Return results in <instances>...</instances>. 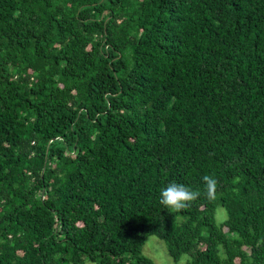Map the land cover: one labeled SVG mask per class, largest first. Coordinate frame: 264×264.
I'll use <instances>...</instances> for the list:
<instances>
[{
  "label": "trees",
  "instance_id": "trees-1",
  "mask_svg": "<svg viewBox=\"0 0 264 264\" xmlns=\"http://www.w3.org/2000/svg\"><path fill=\"white\" fill-rule=\"evenodd\" d=\"M150 236L264 264V0H0V264H154Z\"/></svg>",
  "mask_w": 264,
  "mask_h": 264
},
{
  "label": "clouds",
  "instance_id": "clouds-1",
  "mask_svg": "<svg viewBox=\"0 0 264 264\" xmlns=\"http://www.w3.org/2000/svg\"><path fill=\"white\" fill-rule=\"evenodd\" d=\"M205 183V194L207 198L215 200L217 198V183L218 181L211 176L203 177ZM201 195L199 190H192L183 184L170 183L166 188L162 189L160 192V204L166 209H172L179 211L190 207L192 202H194ZM222 210L217 209V215L220 214Z\"/></svg>",
  "mask_w": 264,
  "mask_h": 264
},
{
  "label": "rangeland",
  "instance_id": "rangeland-1",
  "mask_svg": "<svg viewBox=\"0 0 264 264\" xmlns=\"http://www.w3.org/2000/svg\"><path fill=\"white\" fill-rule=\"evenodd\" d=\"M221 209L219 215L216 211V221L218 224L223 223L228 219L229 214L227 210L223 207H218ZM183 219V218H181ZM142 256L150 259L154 264H187L190 261V256L183 255L179 261H175L169 253V248L164 240H161L157 236H150L142 250ZM86 264H95L87 262Z\"/></svg>",
  "mask_w": 264,
  "mask_h": 264
}]
</instances>
